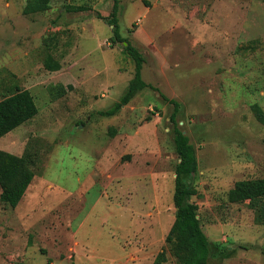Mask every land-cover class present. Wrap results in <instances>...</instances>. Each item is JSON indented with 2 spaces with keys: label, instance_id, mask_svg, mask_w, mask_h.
Listing matches in <instances>:
<instances>
[{
  "label": "rangeland",
  "instance_id": "1",
  "mask_svg": "<svg viewBox=\"0 0 264 264\" xmlns=\"http://www.w3.org/2000/svg\"><path fill=\"white\" fill-rule=\"evenodd\" d=\"M25 1L0 0V97L28 89L37 113L0 148L37 162L18 204L0 201V264L152 263L176 210L173 105L160 94L179 102L178 127L195 146L191 201L212 243L208 264H264L263 219L227 195L264 176V123L251 107L264 111V0H118L119 32L154 89L111 116L99 111L135 66L112 40L114 0H49L24 14ZM57 84L72 87L58 95ZM164 264L180 263L167 250Z\"/></svg>",
  "mask_w": 264,
  "mask_h": 264
},
{
  "label": "trees",
  "instance_id": "2",
  "mask_svg": "<svg viewBox=\"0 0 264 264\" xmlns=\"http://www.w3.org/2000/svg\"><path fill=\"white\" fill-rule=\"evenodd\" d=\"M49 8V0H26L22 12L24 14L41 12ZM118 0H114L111 18H107L112 26V40L123 42L124 51L134 61V73L128 81V85L110 108L99 111V114L111 116L128 103L139 91L154 87L145 82L141 76V68L144 61L143 54L131 43L127 36L119 32L117 18ZM98 17H103L97 14ZM50 57L45 59V66L50 70H56L58 63H51ZM58 85V95L63 94L72 86ZM156 89V88H155ZM167 99L173 105V111L169 120L173 124V143L178 161L175 165V178L173 190V203L176 208L173 223L165 237L166 248H162L155 255L151 264H164L167 260V250L180 264H208L212 255L211 241L203 232L197 205L191 201V196L196 192L195 178L197 175V157L193 143L189 137L178 127L176 114L180 104L175 99ZM255 114L264 123V111L257 102L251 103ZM37 113V105L34 97L28 89H15L0 97V137L10 130L23 124ZM264 146V137L262 138ZM37 162L35 152L25 150L21 155L14 154L0 148V201L10 207H15L23 197L28 185L34 176V166ZM228 200L232 202L249 200L248 205L256 212L257 220L264 221V176L235 181L228 190ZM261 217V218H260ZM217 254L221 257L228 254L227 246L220 242L213 243Z\"/></svg>",
  "mask_w": 264,
  "mask_h": 264
}]
</instances>
